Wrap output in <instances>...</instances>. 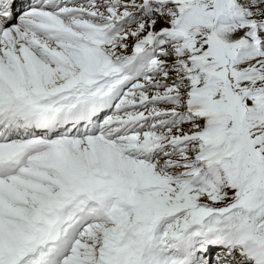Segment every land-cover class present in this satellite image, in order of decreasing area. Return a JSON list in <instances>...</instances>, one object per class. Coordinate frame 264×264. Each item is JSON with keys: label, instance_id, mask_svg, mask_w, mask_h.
<instances>
[{"label": "snow or ice", "instance_id": "obj_1", "mask_svg": "<svg viewBox=\"0 0 264 264\" xmlns=\"http://www.w3.org/2000/svg\"><path fill=\"white\" fill-rule=\"evenodd\" d=\"M0 264H264V0H0Z\"/></svg>", "mask_w": 264, "mask_h": 264}]
</instances>
